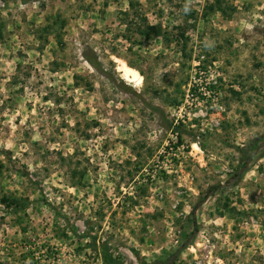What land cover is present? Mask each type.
<instances>
[{"label":"rangeland","instance_id":"1","mask_svg":"<svg viewBox=\"0 0 264 264\" xmlns=\"http://www.w3.org/2000/svg\"><path fill=\"white\" fill-rule=\"evenodd\" d=\"M0 264H264V0H0Z\"/></svg>","mask_w":264,"mask_h":264}]
</instances>
